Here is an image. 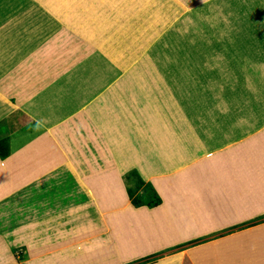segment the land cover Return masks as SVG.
Wrapping results in <instances>:
<instances>
[{
    "label": "crops",
    "instance_id": "0c3cea01",
    "mask_svg": "<svg viewBox=\"0 0 264 264\" xmlns=\"http://www.w3.org/2000/svg\"><path fill=\"white\" fill-rule=\"evenodd\" d=\"M31 1L53 27L16 8L0 14V139L8 147L0 158V264L18 263L11 248L23 243L20 264H264V220L240 226L264 218V121L252 118L248 129L250 118L207 120L210 130L215 120L238 127L217 146L191 120L150 118L145 107L160 97L134 82L135 61L168 38L184 2L162 7L168 11L142 52L139 40L115 54L122 64L134 58L120 69L77 24ZM263 6L239 2L234 22L244 44L254 32L263 37L254 42H264ZM96 23H84L91 34ZM131 168L160 203L130 204ZM26 215L32 224L23 240L18 221Z\"/></svg>",
    "mask_w": 264,
    "mask_h": 264
},
{
    "label": "rangeland",
    "instance_id": "374dc122",
    "mask_svg": "<svg viewBox=\"0 0 264 264\" xmlns=\"http://www.w3.org/2000/svg\"><path fill=\"white\" fill-rule=\"evenodd\" d=\"M36 1L60 21L77 24L75 31L83 30L89 40L120 69L128 66L134 58L122 64L120 58L115 60V54L133 49L137 45L135 42L139 40L143 44H140L141 49L138 48V51L142 52L152 39L148 37L150 28L157 29L161 22L158 20L159 16L164 17L168 11L162 10V7L167 8L173 3L172 0ZM182 1L186 8L179 20L166 29L168 38L161 42L159 40L135 61L134 66L140 70L137 71L139 74H136L134 82L136 85L145 86L147 94L160 97L158 102H153L152 105L149 103V108L145 107L150 118H186L188 122L191 120L199 127V135L207 138L214 134L207 142L219 146L224 139L238 134V127L232 131L233 122L229 124L223 123L224 120H215L213 125L216 127L210 130L207 120L250 118L247 124L252 118H257L256 124L264 121V42H254L256 38L261 40L263 37H256L254 32V38L250 39L253 42L244 44L241 42L245 39L241 37L244 33L239 31L240 26L234 22L238 16L234 13L239 12V2L254 3V0H207L204 4H198L197 0ZM33 3L31 0H0V14L10 17L14 13L12 10L16 8L18 14L23 13L24 16L26 13H32L33 16L36 14L38 20H34V24L37 21L46 30L53 27L49 21L50 16ZM24 16L25 23L28 20ZM89 18L92 21L97 20L93 34L88 24H84ZM250 22L252 30L254 19ZM233 30L236 31L235 38L230 37V31ZM157 89L161 91L156 92ZM139 111V108L136 109V112ZM216 132H220V136ZM202 137H199V141L205 142ZM132 171L140 177L131 168L125 172L124 178L127 186L134 188L137 181L131 174ZM140 179L148 182L141 177ZM136 193L141 195L142 188L139 187ZM29 217L26 215L18 221L26 235L23 240L30 239L32 220ZM18 222L5 223L14 228V224ZM11 252L19 260L13 264H20V259L27 255L24 243L13 246ZM23 263L25 262L21 264ZM31 264L39 262L33 261Z\"/></svg>",
    "mask_w": 264,
    "mask_h": 264
},
{
    "label": "trees",
    "instance_id": "16d2710c",
    "mask_svg": "<svg viewBox=\"0 0 264 264\" xmlns=\"http://www.w3.org/2000/svg\"><path fill=\"white\" fill-rule=\"evenodd\" d=\"M7 154H8L7 144H6L5 140L0 139V158L5 157ZM131 174L135 176L134 179L137 182H136V185L134 188H132L131 186H126V194H127V197L129 199L130 203L135 207L141 206V205H145L147 207H152V206H155L158 203H160V198L157 195V193L154 191V189L152 188L150 183L143 182L140 179V177L137 176V174L133 171L131 172ZM143 184H144V187H142ZM139 187L142 188V194L141 195H138L136 193V191L138 190ZM263 219L264 218H262V217L255 218V219H252L246 223L240 224V226L241 227L250 226L252 224H255V223L262 221ZM236 227H238V226H236ZM236 227L235 226L230 227V229H228V230H232ZM196 240H198V239H196ZM145 258H148V257H145Z\"/></svg>",
    "mask_w": 264,
    "mask_h": 264
},
{
    "label": "bare ground",
    "instance_id": "6f19581e",
    "mask_svg": "<svg viewBox=\"0 0 264 264\" xmlns=\"http://www.w3.org/2000/svg\"><path fill=\"white\" fill-rule=\"evenodd\" d=\"M173 95V94H172ZM180 111H181V109H180Z\"/></svg>",
    "mask_w": 264,
    "mask_h": 264
}]
</instances>
